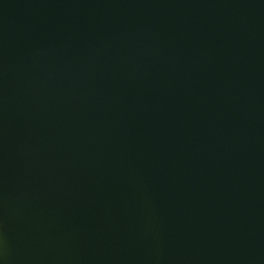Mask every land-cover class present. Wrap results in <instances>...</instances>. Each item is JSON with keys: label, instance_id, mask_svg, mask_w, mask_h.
<instances>
[{"label": "water", "instance_id": "1", "mask_svg": "<svg viewBox=\"0 0 264 264\" xmlns=\"http://www.w3.org/2000/svg\"><path fill=\"white\" fill-rule=\"evenodd\" d=\"M0 264H264V0H0Z\"/></svg>", "mask_w": 264, "mask_h": 264}]
</instances>
